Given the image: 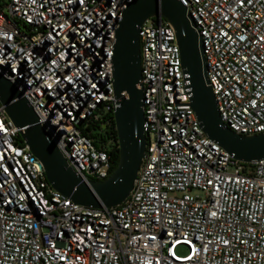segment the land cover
<instances>
[{"label": "built area", "instance_id": "obj_1", "mask_svg": "<svg viewBox=\"0 0 264 264\" xmlns=\"http://www.w3.org/2000/svg\"><path fill=\"white\" fill-rule=\"evenodd\" d=\"M177 1L201 40L220 119L238 135L263 134L264 0ZM131 2L0 0V74L59 134L85 183L110 176L106 150L82 131L114 122L115 30ZM139 40L145 155L118 207L52 189L0 104V264H264V159L235 161L204 134L169 23L148 19Z\"/></svg>", "mask_w": 264, "mask_h": 264}, {"label": "water", "instance_id": "obj_2", "mask_svg": "<svg viewBox=\"0 0 264 264\" xmlns=\"http://www.w3.org/2000/svg\"><path fill=\"white\" fill-rule=\"evenodd\" d=\"M151 18L166 21L175 31L182 68L188 76L191 106L204 134L235 161L251 164L264 159V133L241 136L220 119L207 82L201 40L186 9L177 0H132L115 30L112 78L118 99L113 111L118 164L107 179L85 183L77 176L56 147L59 134L38 123L17 83L0 74V104L5 114L30 153L40 162L48 184L75 204L94 209L118 207L133 189L146 145L139 29Z\"/></svg>", "mask_w": 264, "mask_h": 264}, {"label": "trees", "instance_id": "obj_3", "mask_svg": "<svg viewBox=\"0 0 264 264\" xmlns=\"http://www.w3.org/2000/svg\"><path fill=\"white\" fill-rule=\"evenodd\" d=\"M108 117L113 120V114L109 113ZM98 130V134H96ZM83 135L89 137L93 140V143L98 149H105L107 155L109 156L112 168L110 175L115 171L118 164V144H117V135L114 128V122H111L110 128L106 130H100L99 126L95 125L91 128H86L82 131ZM18 142H21V139L17 138Z\"/></svg>", "mask_w": 264, "mask_h": 264}, {"label": "rangeland", "instance_id": "obj_4", "mask_svg": "<svg viewBox=\"0 0 264 264\" xmlns=\"http://www.w3.org/2000/svg\"><path fill=\"white\" fill-rule=\"evenodd\" d=\"M95 133L98 134V130H96ZM177 253H178V254H183V253H184V249H183V248H179V249L177 250Z\"/></svg>", "mask_w": 264, "mask_h": 264}]
</instances>
